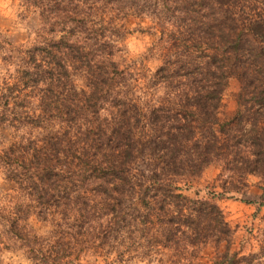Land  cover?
Listing matches in <instances>:
<instances>
[{
    "label": "trees",
    "instance_id": "16d2710c",
    "mask_svg": "<svg viewBox=\"0 0 264 264\" xmlns=\"http://www.w3.org/2000/svg\"><path fill=\"white\" fill-rule=\"evenodd\" d=\"M27 1L38 8L39 40L2 49L0 40V60L17 61L24 83H33L12 103L8 125L45 132L22 133L0 150L14 191L0 203V243L33 264H81L88 241L120 261L126 250L150 254L154 240L173 256L156 264H197L199 245L208 243L224 244L212 264H264V228L257 251L233 248L234 229L213 198H188L179 185L214 163L219 196L252 174L264 205V0ZM127 4L154 18L147 50L160 63L144 85L154 101L139 97L132 65L112 59L126 30L113 15ZM231 75L240 81L239 108L221 122ZM4 83L0 122L10 104ZM32 215L49 222L48 234L29 227ZM133 233L148 241L125 245Z\"/></svg>",
    "mask_w": 264,
    "mask_h": 264
},
{
    "label": "rangeland",
    "instance_id": "374dc122",
    "mask_svg": "<svg viewBox=\"0 0 264 264\" xmlns=\"http://www.w3.org/2000/svg\"><path fill=\"white\" fill-rule=\"evenodd\" d=\"M98 4L102 6V3ZM130 7L129 4L124 5L121 11H116V14L113 15L115 22L119 25H123L126 30L122 38L116 43V49L112 59L120 67L132 65L131 71L136 73L134 75V78L137 80L135 84L143 90L137 89L139 97L141 99L150 98L154 101V88L148 87L146 89L144 87L147 80L154 74V69L160 63L154 56V50L153 53L151 51L157 36L154 28V18L145 13L135 14V11L130 9ZM96 10L93 12L95 16L98 15ZM37 11L38 8L31 6L27 0H0L1 49L3 46L7 47V43L8 46L11 44L15 47L24 48L39 40L37 34L40 28V19ZM95 19L96 18L93 17L91 22H96ZM57 36L58 35L53 33V37L50 39H56ZM149 47L151 52L147 50ZM7 53L10 57L11 55L13 57L15 56L14 52L8 51ZM15 63H17V61H10L9 58L8 61L0 60V84L5 82L4 84L10 86L9 89L3 90L9 97L10 104L8 113L3 114V116H5H2L3 120L0 122V150L17 139L22 133L27 132L30 136L40 138L42 135L41 132H45L43 128L28 126L15 129L13 126L8 125V123L11 122L10 109L13 107V104L18 105V100H20V97L24 96V86L27 91L33 87V83L30 79H27V84L24 83L26 78L20 76V67ZM17 75H19V80L15 81ZM71 78L75 83V88L79 89L84 86L83 78L80 73L75 72L71 74ZM239 90V79L234 75L229 76L218 107L217 116L219 121H227L238 110L237 93ZM102 105L105 114H107L109 104L104 103ZM1 109L2 107L0 106V111ZM55 128H57V126L53 129ZM218 173L219 166L214 163L209 164L203 169L199 177L184 182L179 180L181 181L179 183V185H181V191L188 198H213V201L219 206L229 225L234 229V242L232 247L243 248L244 252L257 251L258 233L264 228V205H258V201L260 200L259 196L261 194V190L258 188L260 180L257 176L249 174L246 177L245 186L238 188V191L225 192L226 194L219 196L222 189L220 186L221 181L217 179ZM224 178L228 180L227 174L224 175ZM224 186H228V184L224 182ZM13 193V184L4 177L3 169L0 167V203H4L5 199ZM28 224L38 235H46L50 230L49 222L43 221L34 215L29 217ZM155 234H157V232L154 231V235ZM137 235L139 234H125V245H130V243L137 240H140L143 244L148 241L146 238H138ZM135 238L137 240H134ZM156 241L157 240L152 241L154 246L150 253L151 256L150 254H148V256L137 254V252L132 250H126L123 260L120 261L116 259L114 252L105 254L104 250L97 249V251H94L95 245L92 246L93 242L89 244L88 241L87 247L90 248H85L83 250L84 253L80 256V263L156 264L157 259L160 257L163 259L164 263L168 259H173V256H171L172 251L168 248L158 247ZM199 246L197 254L193 257L197 264H212L214 256L224 249V244L222 243L220 245L208 243ZM131 247L133 248V246ZM135 247H137L138 251H144V247H139V245ZM0 264L33 263L27 260L25 255L20 251L6 249L0 243Z\"/></svg>",
    "mask_w": 264,
    "mask_h": 264
}]
</instances>
